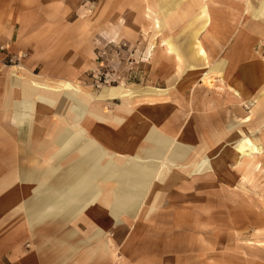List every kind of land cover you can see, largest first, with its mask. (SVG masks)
I'll return each mask as SVG.
<instances>
[{
  "label": "crops",
  "instance_id": "1",
  "mask_svg": "<svg viewBox=\"0 0 264 264\" xmlns=\"http://www.w3.org/2000/svg\"><path fill=\"white\" fill-rule=\"evenodd\" d=\"M118 1L119 6L130 3ZM229 1L225 5L237 8L240 13L237 28L228 20L227 9L218 32L201 36L212 55L210 67L232 53L236 35L243 38L242 57L231 74L227 73L229 68L224 72L214 69L209 74L213 85L183 76V71L193 67L190 65L198 71L210 69L206 61L189 55L191 36L198 27L184 33L176 28L172 38L183 62L174 58V66L169 69L161 62L158 70L179 69L180 74L163 76V82L157 85H127L132 95L143 96L131 98L124 120L117 122L121 100L100 97L103 88L92 85L89 72L96 64V46L101 41L100 11L96 10L90 18L93 29H97L90 34L91 24L77 14L82 0H0V201L14 196L12 189L16 185L7 188L6 182L34 185L41 181L45 171L57 161L51 156L61 147L60 136L73 131L74 121L87 130L82 145L86 146L88 140L94 148L109 153L103 165L101 160V167L121 158L125 162L119 163L122 166L137 161L153 163L161 170L169 168L174 175L149 179L154 186L131 196L138 204L126 206L125 210L95 203L82 213L93 216L87 220L72 221L64 212L47 208L42 212L47 218H41L40 222L24 219L22 223L20 217L27 214L23 209L15 206L6 211L0 206V264L229 263V253H213L207 234L230 231L231 209L234 214L240 207L231 206L228 200L238 195L231 184L235 186L239 177L227 174L233 166L230 158L225 157L219 169L202 172H196L195 168L203 157L193 158V154L195 157L196 152L202 151L211 155L215 167L214 161L238 129L247 132L264 129L263 125L257 128L263 114L253 116L250 123L244 122L251 109L236 94V91L250 96L260 94L263 86L264 15L254 13L264 0ZM105 2L109 6L118 5L117 0H103L102 5ZM156 37L161 57L177 56L166 50L159 34ZM17 54L26 57L20 65L11 64L9 57ZM251 54L255 57H248ZM62 80L77 81L85 93L83 99L74 100L79 106L73 110L69 103L62 108L60 102L50 104L39 98H54L57 94L42 83ZM153 88L175 92L169 97L145 94ZM100 111L107 119L97 117ZM257 132L264 139V130ZM154 134L172 143L162 160L149 157L153 148L150 135ZM178 146L192 152L188 159L172 157ZM77 157H84L80 147ZM68 166L64 162L61 168ZM117 179L115 173L95 182L111 200L118 187ZM55 214L63 217H54ZM118 215L121 217L117 218ZM99 216L107 222L105 226Z\"/></svg>",
  "mask_w": 264,
  "mask_h": 264
},
{
  "label": "bare ground",
  "instance_id": "2",
  "mask_svg": "<svg viewBox=\"0 0 264 264\" xmlns=\"http://www.w3.org/2000/svg\"><path fill=\"white\" fill-rule=\"evenodd\" d=\"M145 1V13L148 18L153 21L155 27V33L161 36V43L169 53H175L179 61L182 60V54L177 50V46L174 44L173 34L176 28L181 29V33L187 32L189 30L198 27L193 36H191V46L189 47V55L193 59H199L200 61H206L208 67L204 70L198 71L194 68V65H190L192 68H189L182 72L183 76H190L192 79L202 82L211 83V77L209 74L214 69H219L222 72L229 68L228 74H231V71L235 68L238 60L242 57L243 49V38L239 35H236V42L233 45L232 53L223 56L218 63L210 67L212 61V55L206 47L205 37L211 36L213 33H217L222 16L224 17L223 12L227 9L229 11L228 20L231 25L237 28L238 23L241 20L240 13L237 8L233 6H226L225 4H230L229 0H144ZM256 16L264 15V2L262 6L258 9V12L254 13ZM230 16V17H229ZM201 34H205V37H202ZM204 36V35H203ZM216 42V40H215ZM193 44V45H192ZM151 50H149L150 53ZM248 57L253 58L254 55H249ZM232 63L234 65H232ZM263 73V72H262ZM42 86L47 89L55 91L54 98H44L39 97L42 100L49 102L50 104H56L60 102L61 107L64 108L70 104L71 110L78 107L77 101H74L78 98L84 96V91L82 86L77 81L62 80L54 82L53 84L42 83ZM103 91L100 97H110L118 98L121 100V104L118 105L116 112L117 122H122L125 118L126 106L131 98L134 96L140 97L143 95H132L133 92L130 87H127L123 82L117 85H103ZM172 91L175 90H160V89H147L146 95L162 94L167 97L171 96ZM243 104L250 106V114L244 120V122H252L253 116L257 114H263L258 119L257 128H260L261 125L264 126V80L263 86L261 87L260 94L253 96L246 95L242 92H237ZM57 97V98H56ZM150 98V97H148ZM70 99V100H69ZM72 100V101H71ZM155 100V99H151ZM251 103V104H250ZM94 108V107H93ZM87 112L90 110L87 106L85 107ZM67 109H65L66 111ZM98 112L99 109H96ZM107 113V112H104ZM93 114V113H92ZM99 119H107L105 114H102L100 111V116H97ZM74 118V115H73ZM77 119V117H75ZM71 125L73 131L69 135H61L59 142L61 144L60 149L55 151L51 157L57 159L55 164H52L44 173V177L41 181L34 185L29 184H11L6 182L4 187H15L12 189L14 196L8 197L4 201H0V206L3 207L6 211H10L13 207L19 206L23 209L25 213L20 217V222H25L24 219H28L33 222H40L42 219L47 218V214L44 212L47 208L54 209L56 212L65 213V215L72 221L78 219H90L92 215H83L84 211H89L88 208L93 207L95 203H104L106 205H112L114 208L120 210L126 208V206H135L138 204L137 200H133V197L140 195L145 190H149L153 185V181L149 179H160L163 177H170L172 174L169 171V168H164L163 170L158 169L153 163L146 164V162H133L126 164L127 166L119 165L120 162L125 164L124 159L119 158L117 162L109 161L110 163L107 167H101V160L103 165V159L109 157L108 152L94 148V144L90 145L87 140V145H82L84 135L87 133V130L83 129L78 121H74ZM262 123V124H261ZM71 128V129H72ZM263 128L258 130H251L249 132L242 129H238L233 135L231 140L226 144L224 151H221L220 157H218L213 162L211 155L204 154L202 151L193 154V158L203 157L198 165L195 168L196 172L205 171L208 168L219 169L225 162V157L234 162L236 166H240L242 161L245 160L249 165L254 166V169H260V163L255 162V159L264 153V139L261 138L259 132H263ZM152 149L149 150V157H156L162 160L166 155L167 149L168 152L172 147V143H169V140L160 136L158 134L150 135ZM80 143V146H79ZM81 148V154H84V157L78 159L77 153ZM230 148V150H227ZM227 150V151H226ZM164 154V156H163ZM192 154L188 153V150L185 147L178 146L175 147L172 151V157L182 159V156L186 159ZM125 158L124 156H118ZM166 158V157H165ZM183 158V160H185ZM226 159V160H227ZM63 160V162H62ZM68 164L69 166L66 169L61 168L62 164ZM116 173L118 187L114 192L112 199L104 190L97 187L98 179H106L110 175ZM174 177V175H172ZM171 176V177H172ZM150 182V183H149ZM154 186V185H153ZM148 187V188H147ZM33 194L32 197L30 195ZM15 197V198H14ZM82 201H86V204H83ZM110 201H112L110 203ZM136 202V203H135ZM144 202V200H143ZM49 216H53L50 214ZM54 217H63L62 215H56ZM101 217V216H99ZM117 218L121 217L120 215L116 216ZM42 218V219H41ZM93 220V219H92ZM90 220V221H92ZM101 217V224L106 225Z\"/></svg>",
  "mask_w": 264,
  "mask_h": 264
},
{
  "label": "rangeland",
  "instance_id": "3",
  "mask_svg": "<svg viewBox=\"0 0 264 264\" xmlns=\"http://www.w3.org/2000/svg\"><path fill=\"white\" fill-rule=\"evenodd\" d=\"M128 1L127 6H119L121 2L118 0L117 6H109L107 2L102 5L103 0H82L77 10L78 16L91 24L90 34L97 30L93 29L94 23L90 20L96 10L100 11L102 19L96 64L89 71L96 89L102 88L96 86L98 77L110 81L106 85L122 82L126 85H157L159 81L163 82V76L180 74L179 69L174 72L158 70L161 62L169 69L174 66V58L178 62L183 60L179 61L175 55L161 57L156 29L145 13V1ZM212 82L213 79L210 85H213ZM231 162L233 166L227 174L239 177L240 181L235 186L231 184L238 195L228 201L240 210L235 209L232 214L234 209H231L230 231H215L214 236L207 234L210 235L208 244L209 247L212 245L215 255L229 253L227 264H264V153L255 159L257 164L260 163L258 170L245 160L240 166Z\"/></svg>",
  "mask_w": 264,
  "mask_h": 264
},
{
  "label": "built area",
  "instance_id": "4",
  "mask_svg": "<svg viewBox=\"0 0 264 264\" xmlns=\"http://www.w3.org/2000/svg\"><path fill=\"white\" fill-rule=\"evenodd\" d=\"M1 49H5V48L1 47ZM25 57H26V54L12 55V56L9 57V62H10L11 64L20 65L21 60H22L23 58H25ZM106 83H110V81H108V80H106V79L102 80L101 77H98V79L96 80V86H97L98 88H100L101 86H103V85L106 84Z\"/></svg>",
  "mask_w": 264,
  "mask_h": 264
}]
</instances>
